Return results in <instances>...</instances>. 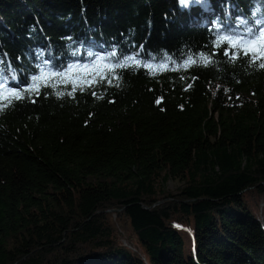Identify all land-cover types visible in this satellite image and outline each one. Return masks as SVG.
I'll use <instances>...</instances> for the list:
<instances>
[{
  "label": "trees",
  "instance_id": "1",
  "mask_svg": "<svg viewBox=\"0 0 264 264\" xmlns=\"http://www.w3.org/2000/svg\"><path fill=\"white\" fill-rule=\"evenodd\" d=\"M261 27L264 0H0V82L96 62L0 111V264H264V69L218 40Z\"/></svg>",
  "mask_w": 264,
  "mask_h": 264
},
{
  "label": "snow or ice",
  "instance_id": "2",
  "mask_svg": "<svg viewBox=\"0 0 264 264\" xmlns=\"http://www.w3.org/2000/svg\"><path fill=\"white\" fill-rule=\"evenodd\" d=\"M181 5H187L189 0H179ZM259 24L260 22L257 21ZM218 40H224L228 42V47L224 50V55L229 56L233 61L245 57L248 59L250 64H255V66L264 69V27L259 28L257 31L252 29L248 30L245 36H228L219 37ZM203 56V54H201ZM98 60H103V57H98ZM132 59V58H129ZM191 59V58H189ZM209 59H211L209 57ZM95 61L92 64L83 65H69L67 69L62 71H51L48 73H42L39 77H32V83L20 88H14L8 86L7 82H0V101H6V103H0V111H3L8 105L12 104L13 101H21L25 98V94L36 93L39 94V89L41 84L38 82L45 81L42 86L44 87H55V84L49 83L51 78L67 77L74 70L85 71L92 69L95 65ZM139 63V61H137ZM123 64L119 65H105L108 70L114 71L116 67H123ZM90 74V73H89ZM65 83H73V92H75L78 86L75 82L68 79L63 81ZM96 82L95 76L91 79H85L84 83L88 87H91ZM111 83V81H108ZM57 96H63L64 92L60 91L56 93ZM162 99V98H161ZM161 99L156 101L157 104L161 103ZM34 102V101H33Z\"/></svg>",
  "mask_w": 264,
  "mask_h": 264
},
{
  "label": "rangeland",
  "instance_id": "3",
  "mask_svg": "<svg viewBox=\"0 0 264 264\" xmlns=\"http://www.w3.org/2000/svg\"><path fill=\"white\" fill-rule=\"evenodd\" d=\"M90 73V74H89ZM92 76L91 69L88 70V72L85 71H76L74 70L71 72L67 77L74 80L75 82H84V80L90 79ZM5 82L9 83L12 87H15L18 85L16 79L11 78V76H7L5 79ZM183 185V181L181 179H170L168 183L166 184V188L168 190H172L174 192L178 191V189ZM264 202L261 201V208L263 207Z\"/></svg>",
  "mask_w": 264,
  "mask_h": 264
}]
</instances>
